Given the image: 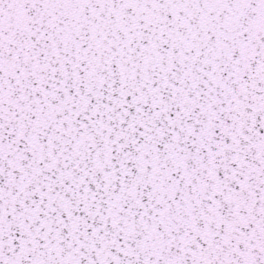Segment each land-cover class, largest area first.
<instances>
[{
    "label": "snow or ice",
    "instance_id": "6c2138e0",
    "mask_svg": "<svg viewBox=\"0 0 264 264\" xmlns=\"http://www.w3.org/2000/svg\"><path fill=\"white\" fill-rule=\"evenodd\" d=\"M0 264H264V0H0Z\"/></svg>",
    "mask_w": 264,
    "mask_h": 264
}]
</instances>
